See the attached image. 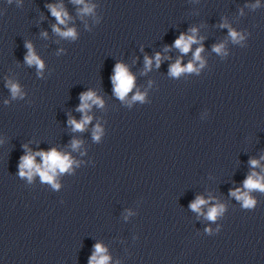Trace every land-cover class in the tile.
<instances>
[{
  "label": "clouds",
  "instance_id": "1",
  "mask_svg": "<svg viewBox=\"0 0 264 264\" xmlns=\"http://www.w3.org/2000/svg\"><path fill=\"white\" fill-rule=\"evenodd\" d=\"M76 4H82L84 7L81 9L82 13H91L92 7L85 3V0H74ZM51 14L56 18V21L60 25H66L68 20V13L64 10L62 5H49L48 6ZM227 25H222V27H226ZM53 31L57 32L61 36L65 38H73L76 37V32L74 28H68L65 31H61V29L53 25ZM193 35L186 36L185 34H181L174 42V46L178 48L181 53L187 54L191 46L194 43H198L197 38L195 36L196 29H191ZM229 35L233 39V41H237L239 39H243L236 31L230 30ZM26 48L28 49V53L25 56V62L29 65H35L39 70H42L44 67L43 62L34 52L32 45L30 43H26ZM223 44L215 45L213 51L217 53H221L223 51ZM203 51V47H198L193 54L194 61H201V67L203 66V62L201 60V52ZM161 60L160 53L155 55V61L157 67H159ZM152 65V58L145 57V66L146 68H150ZM198 71V69L194 68L193 62H189L186 66H182L181 61L178 59L174 64L170 66L169 72L172 76H179L184 72H192ZM113 84V91L115 95L123 100L127 96V94L134 87V77L128 71L127 67L121 63H117L114 70L113 75L111 77ZM13 97L20 94L19 85L9 82L7 85ZM134 100L143 101L144 96L142 94L137 93L134 97ZM81 103L78 107V111L84 113L83 118L77 122L75 119H70L69 123L73 126L74 131H83L85 126L92 119L88 116L87 110L91 108L92 104H96L98 106H103V101L96 96V94L92 91H88L86 93H82L80 96ZM91 101V103H89ZM101 133V129L99 126L94 130V139H99V135ZM80 142L73 140L72 147L76 149L79 147ZM39 155L42 158V164H37L35 162V156ZM73 161L69 158L67 154H62L58 152L56 149H51L47 152L40 151L35 154L28 153L25 156L21 157V163L19 165L20 172L19 175L21 177L27 176L28 180L31 181L34 174H38L41 178L42 182L50 183L54 188H58L59 185L55 183L54 178L59 173H64L68 171L72 165ZM257 160H252L251 164L253 167L258 165ZM244 189L248 190L245 192H241L240 189H236L231 191L230 195L234 196L238 201L243 202V207L245 208H253L255 206V201L249 197V192L252 190H259L264 192V177L258 176L256 173H252L247 177L244 181ZM208 203L204 198L197 197L194 202L190 204V208L193 211L200 212L201 206ZM224 212V206L218 205L214 207H210L207 212V218L209 220H215L218 215H222ZM105 249L100 245H95V252L92 257L89 259V264H108L109 257L106 255H101Z\"/></svg>",
  "mask_w": 264,
  "mask_h": 264
}]
</instances>
